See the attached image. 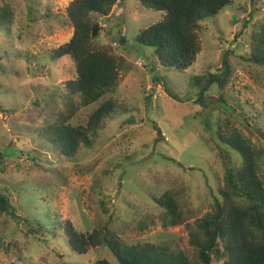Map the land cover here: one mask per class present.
Here are the masks:
<instances>
[{
    "label": "rangeland",
    "instance_id": "1",
    "mask_svg": "<svg viewBox=\"0 0 264 264\" xmlns=\"http://www.w3.org/2000/svg\"><path fill=\"white\" fill-rule=\"evenodd\" d=\"M74 1L0 0V8L10 5L15 19L11 27L0 26V151L5 154L0 191L11 198L17 216L2 220L0 235L11 247L9 253L0 250V264H118L105 246L78 255L63 232L34 234L43 222L56 221H70L85 234L109 225L129 244L168 245L192 257L187 225L211 211L226 165H242L219 132L238 130L264 150V68L247 61L251 36L264 27V0H234L203 22L201 53L187 72L165 71L155 50L137 42L141 31L163 19L161 12L142 7L140 0H123L109 18H100L98 45H112L128 67L113 95L116 114L106 120L93 148L82 147L68 158L42 130L60 113L68 116V104L79 101H68L65 89L77 77L74 62L53 60L73 38L68 7ZM29 7L37 8L35 19ZM225 56L232 73L228 86L222 91L214 85L203 104H196L195 79L223 74ZM223 96L233 113L226 112ZM103 101L80 109L71 123L86 125ZM261 174L264 178L263 162ZM171 190L180 196L185 223L138 230L146 216L161 212L153 198Z\"/></svg>",
    "mask_w": 264,
    "mask_h": 264
},
{
    "label": "trees",
    "instance_id": "2",
    "mask_svg": "<svg viewBox=\"0 0 264 264\" xmlns=\"http://www.w3.org/2000/svg\"><path fill=\"white\" fill-rule=\"evenodd\" d=\"M123 0H75L68 7V16L74 27L70 42L54 52L53 60L68 57L77 71L76 79L69 81L65 89L68 101L77 98L76 104H68L69 115L60 113L58 120L42 132L60 153L68 158L76 157L81 148L91 149L105 129L106 120L116 114L117 103L113 95L119 86L120 73L127 70L126 60L115 53L110 44L98 45L103 32L100 18H109ZM234 4V0H140L144 8L161 12L163 19L141 31L137 42L142 47L153 48L159 64L167 70L187 72L201 53L199 33L202 23L218 17ZM31 19L37 8L29 7ZM35 15V16H34ZM14 11L10 5L0 8V26L14 24ZM121 42L125 45L126 38ZM251 53L247 61L264 68V27L251 36ZM223 74H212L195 79L199 90L196 104H203L205 94L217 85L224 91L231 77L227 56L222 60ZM108 97L107 100H104ZM104 100V101H103ZM103 101L89 116L86 125L71 123L76 113ZM221 103L229 108L225 97ZM233 110V109H232ZM234 110L232 111V113ZM219 139L240 155L241 167L226 165L220 197L214 198L212 209L194 224L187 225L195 254L190 257L183 250L162 244H129L111 228L96 229L92 234L79 232L72 222L43 224L34 230L38 237L55 236L63 232L71 250L85 255L90 248L107 247L118 264H264V178L261 163L264 150L258 149L249 138L234 130ZM5 154L0 151V164ZM174 190L154 197L161 212L148 215L137 225L138 230L148 229L150 224L164 228L177 227L186 221L183 205ZM16 219V208L11 198L0 191V228L4 218ZM52 217V216H51ZM48 216V219L51 220ZM0 235V250L10 252ZM96 264H113L100 260Z\"/></svg>",
    "mask_w": 264,
    "mask_h": 264
}]
</instances>
